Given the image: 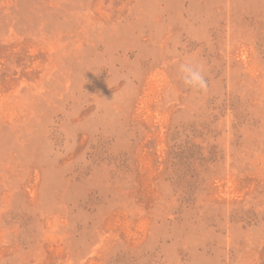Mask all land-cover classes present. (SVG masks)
<instances>
[{
    "label": "rangeland",
    "instance_id": "obj_1",
    "mask_svg": "<svg viewBox=\"0 0 264 264\" xmlns=\"http://www.w3.org/2000/svg\"><path fill=\"white\" fill-rule=\"evenodd\" d=\"M0 264H264V0H0Z\"/></svg>",
    "mask_w": 264,
    "mask_h": 264
},
{
    "label": "clouds",
    "instance_id": "obj_2",
    "mask_svg": "<svg viewBox=\"0 0 264 264\" xmlns=\"http://www.w3.org/2000/svg\"><path fill=\"white\" fill-rule=\"evenodd\" d=\"M180 79L186 88L199 92H207L209 81L206 79V68L204 65L185 60L178 65Z\"/></svg>",
    "mask_w": 264,
    "mask_h": 264
}]
</instances>
